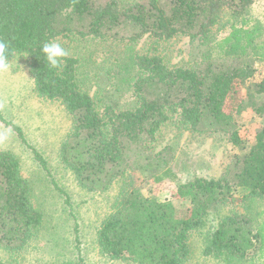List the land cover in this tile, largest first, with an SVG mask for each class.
Returning <instances> with one entry per match:
<instances>
[{
	"label": "trees",
	"instance_id": "obj_1",
	"mask_svg": "<svg viewBox=\"0 0 264 264\" xmlns=\"http://www.w3.org/2000/svg\"><path fill=\"white\" fill-rule=\"evenodd\" d=\"M256 1L0 0V40L8 44V60L25 54L37 95L59 101L71 118L60 162L87 192L104 193L118 182L93 234L102 255L125 264H187L190 238L207 228L205 256L225 264H233V254L243 261L264 256V69L255 78V60H264V21L253 12ZM222 25L228 34L216 38ZM70 35L130 44L182 35L192 57L186 66L169 68L160 55L134 52L135 74L126 89L132 99L121 105L117 89L103 100L83 90L73 57L60 58L57 67L48 63L43 45ZM246 112L260 118L251 142L241 134ZM168 113L179 115L190 132L225 134L239 151L219 178L176 187L172 195L187 200L185 208L146 196L135 181L145 170L136 154L149 149ZM30 197L17 159L0 152L4 251L27 249L42 225L43 213ZM234 203L243 213L228 209ZM62 264L85 262L78 257Z\"/></svg>",
	"mask_w": 264,
	"mask_h": 264
},
{
	"label": "rangeland",
	"instance_id": "obj_2",
	"mask_svg": "<svg viewBox=\"0 0 264 264\" xmlns=\"http://www.w3.org/2000/svg\"><path fill=\"white\" fill-rule=\"evenodd\" d=\"M253 12L264 21V0L256 1ZM218 27L216 38L225 37L228 26ZM54 42L77 60L83 90L94 100H103L107 92L117 89L116 97L122 95L121 105L131 103L132 99L127 79L135 74L130 67L134 52L148 50L160 55L169 68L186 66L192 57L189 40L182 35L159 43L152 38L130 44L74 35ZM8 63L9 69L0 72V152H9L17 159L19 174L29 182L31 202L43 213V222L27 249L14 254L0 247V264H62L78 257L85 264H125L102 255L93 240L95 227L115 195L118 182L104 193L87 192L76 185L59 157L60 145L71 126L69 114L59 101L37 95L25 54H16ZM255 69L257 79L264 69V60H255ZM168 115L149 149L135 153L145 168L135 176V181L146 196L185 208L188 201L172 195L176 187L198 177L219 178L233 154L239 151L225 134L193 133L180 122L179 115ZM241 119V134L251 142L260 118L246 112ZM157 161L163 168L156 170ZM165 169L166 175L157 180ZM228 209L243 213L244 208L234 203ZM251 219L257 224L254 214ZM217 220L214 216L210 221L212 227ZM206 235L207 228L190 238L187 264H225L203 255ZM232 259L233 264H264V256L243 261L233 254Z\"/></svg>",
	"mask_w": 264,
	"mask_h": 264
},
{
	"label": "clouds",
	"instance_id": "obj_3",
	"mask_svg": "<svg viewBox=\"0 0 264 264\" xmlns=\"http://www.w3.org/2000/svg\"><path fill=\"white\" fill-rule=\"evenodd\" d=\"M7 48V42L0 40V72H6L10 67L6 55ZM42 52L52 67H57L60 58L67 56V51L58 42L45 43L42 47Z\"/></svg>",
	"mask_w": 264,
	"mask_h": 264
}]
</instances>
